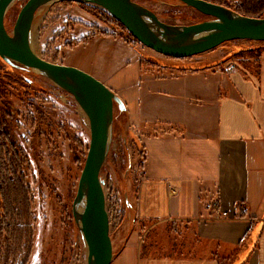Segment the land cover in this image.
<instances>
[{
    "label": "crops",
    "instance_id": "crops-1",
    "mask_svg": "<svg viewBox=\"0 0 264 264\" xmlns=\"http://www.w3.org/2000/svg\"><path fill=\"white\" fill-rule=\"evenodd\" d=\"M73 5L63 64L120 97L144 155L111 264H264V47L255 67L232 57L245 44L147 63L143 46Z\"/></svg>",
    "mask_w": 264,
    "mask_h": 264
},
{
    "label": "rangeland",
    "instance_id": "rangeland-1",
    "mask_svg": "<svg viewBox=\"0 0 264 264\" xmlns=\"http://www.w3.org/2000/svg\"><path fill=\"white\" fill-rule=\"evenodd\" d=\"M135 1L153 11L166 24L183 25L204 19L196 10L178 0ZM223 1L235 14L242 15L236 10L240 0ZM25 2L16 0L6 13L5 26L10 34ZM70 3L75 4L74 8L84 9L98 17L113 31L117 28L123 34L127 33V30L109 23L108 12L100 7L85 2L52 0L39 8L32 25L31 44L40 57L54 63L69 60L66 48L74 41L68 38V32L76 23V14L69 9ZM260 13L264 16V8ZM249 43L245 40L225 42L210 53L218 54L224 50L220 53L225 57L233 45ZM143 50L147 63H168L174 68V58L144 46ZM74 53L71 52L73 59ZM75 59L82 60L83 56ZM246 60L256 66L255 58ZM175 62L179 63V60ZM24 70L16 72L11 69L10 76L4 70L0 72V108L5 106L13 111V117L7 123L25 161L21 170L28 189L30 217L24 226H29L32 236L28 242V233L24 231L26 235L19 239L21 244L18 245L16 237L6 239L0 233V264H87L86 246L76 226L72 204L90 140L88 120L70 93L42 72L31 68ZM122 115L115 103L108 150L100 170L114 252L123 239L120 231L117 232L125 206L123 194L138 180L144 161L140 143L126 135L128 132L124 130ZM2 142L6 141L0 134V144ZM3 150L1 148L2 154ZM5 150H9L12 157L8 143ZM147 236L151 238L152 235L148 232Z\"/></svg>",
    "mask_w": 264,
    "mask_h": 264
},
{
    "label": "water",
    "instance_id": "water-1",
    "mask_svg": "<svg viewBox=\"0 0 264 264\" xmlns=\"http://www.w3.org/2000/svg\"><path fill=\"white\" fill-rule=\"evenodd\" d=\"M16 0H0V58L42 72L70 93L87 117L90 133L88 150L72 213L86 246L87 264H111L113 245L109 215L100 170L109 143L113 107L124 104L101 80L85 70L48 61L32 48V25L36 11L52 0H26L10 34L5 26L8 9ZM104 9L141 45L166 57L190 58L217 48L225 42H264V17L237 15L228 7L208 0H178L208 17L198 22L170 25L135 0H68Z\"/></svg>",
    "mask_w": 264,
    "mask_h": 264
},
{
    "label": "trees",
    "instance_id": "trees-1",
    "mask_svg": "<svg viewBox=\"0 0 264 264\" xmlns=\"http://www.w3.org/2000/svg\"><path fill=\"white\" fill-rule=\"evenodd\" d=\"M208 1H212L214 3H218L230 8V6L225 4L223 0ZM263 8V0H240V3L237 5L236 10H238L244 16L264 17L261 16L260 13ZM107 18L109 20V23H113L115 26L122 28V30L125 29L108 13ZM124 38L130 43H139L128 31L125 34ZM245 41L250 43L246 44L245 46L240 48L239 51L232 54L233 58H236L237 61H241L244 64H246V59L248 58H255L257 60L260 56L262 47H264L263 41ZM0 61L3 65L2 67L0 64V72L4 70L8 73V76L11 75V69H14V71L18 72L25 71L24 69L27 68L18 63H15L16 65L8 64L1 58ZM12 117L13 111L8 110L5 106L0 108V134L4 137V141H6L0 144V233L4 234L6 236V239L16 237V240L18 242L23 235H26V232L28 233L29 242V238H31L32 233H30L29 226H24L27 225L26 220H28L30 217L28 189L25 186V175L21 170L22 165L25 163V161L22 158L23 153L10 135L7 120H11ZM7 143L8 145H10L12 157L8 152L9 150H5V146H7ZM1 148H4L3 154ZM17 244L19 245L21 243L18 242Z\"/></svg>",
    "mask_w": 264,
    "mask_h": 264
},
{
    "label": "built area",
    "instance_id": "built-area-1",
    "mask_svg": "<svg viewBox=\"0 0 264 264\" xmlns=\"http://www.w3.org/2000/svg\"><path fill=\"white\" fill-rule=\"evenodd\" d=\"M105 192V191H104ZM105 198H106V194H105ZM208 207H211V208H216L218 205L216 204H207ZM222 215H227L226 212H222L221 213Z\"/></svg>",
    "mask_w": 264,
    "mask_h": 264
}]
</instances>
